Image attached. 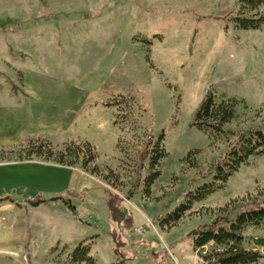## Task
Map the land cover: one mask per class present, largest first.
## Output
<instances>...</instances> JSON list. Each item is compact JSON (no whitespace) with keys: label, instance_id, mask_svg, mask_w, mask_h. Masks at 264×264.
<instances>
[{"label":"rangeland","instance_id":"obj_1","mask_svg":"<svg viewBox=\"0 0 264 264\" xmlns=\"http://www.w3.org/2000/svg\"><path fill=\"white\" fill-rule=\"evenodd\" d=\"M242 14L263 15L264 5L251 11L240 0H0V164L40 163L0 168L1 181L34 193L0 204V264H64L94 236L95 264H207L190 233L230 212L233 202L257 196L264 155L175 226L161 227L158 218L202 184L200 176L227 148L225 138L212 143L191 126L208 92L244 102L226 127L230 142L264 123V28H237L234 18ZM162 133L167 156L151 195L143 186L131 193L139 155ZM40 142L54 151L89 143L96 158L71 167L26 160L25 148ZM109 194L130 229L111 213ZM39 198L45 202L38 206L27 200ZM112 233L124 243L118 255ZM244 237L246 249L264 255L255 244L264 228Z\"/></svg>","mask_w":264,"mask_h":264},{"label":"trees","instance_id":"obj_2","mask_svg":"<svg viewBox=\"0 0 264 264\" xmlns=\"http://www.w3.org/2000/svg\"><path fill=\"white\" fill-rule=\"evenodd\" d=\"M244 8L251 11L258 10L264 5V0H240ZM237 28L241 30H261L264 28V14L249 16L242 14L234 18ZM244 102L237 98L222 96L219 99L212 92H208L201 103L192 122V127L202 131L208 136L212 143L220 139L227 140V148L210 166L205 175L200 176L202 184L194 183L193 189H189L182 196L180 203L171 211L159 216L158 221L161 227H173L185 214L190 211L193 204L201 202L215 191L224 188L228 180L237 172L240 167L249 162L251 158L264 155V123L255 128L241 131L236 139L230 142L229 131L226 127L231 124L237 115V110ZM164 134L162 133L156 141L150 139L145 145L143 152L139 155V164L136 166V182L133 186L134 193L137 188L143 186L144 193L151 195V189L155 181L160 177V166L162 160L167 156L163 146ZM25 159L33 160V157L53 160L62 166H73L81 163L83 166L95 160L93 148L89 143L84 145L69 144L61 151H54L49 143L40 142L25 148ZM22 153V152H21ZM196 154L191 151L185 161ZM19 154V159H21ZM148 164V169L143 172ZM192 166H196L192 162ZM111 213L119 215L123 227H128L129 219L127 214L121 211L115 198L107 195ZM61 199L62 197L55 198ZM34 206L45 201L41 198L29 200ZM231 212V213H230ZM230 212L225 209L223 214L216 217L211 223L193 230L189 237L193 241L194 251L198 252L207 264H263L264 255L257 249L245 248L244 233L248 229L264 228V188L257 196H250L241 202H233ZM233 212V213H232ZM119 213V214H118ZM233 214V215H230ZM117 217V216H116ZM114 220H117V218ZM116 245V254H120L124 246L121 235L111 234ZM94 236L80 242L68 256L64 264H95L91 256L94 245ZM255 244L264 249V238L256 239ZM205 248H210L205 251Z\"/></svg>","mask_w":264,"mask_h":264},{"label":"crops","instance_id":"obj_3","mask_svg":"<svg viewBox=\"0 0 264 264\" xmlns=\"http://www.w3.org/2000/svg\"><path fill=\"white\" fill-rule=\"evenodd\" d=\"M30 165V164H40V163H18V164H11V165H5L0 164V168L7 167V168H18L19 165ZM33 191L28 192L22 190L20 185H12L11 183H7L6 181L0 180V204H3L5 202H15L18 203V199H26L29 197H33ZM29 201V199H27ZM26 200V201H27Z\"/></svg>","mask_w":264,"mask_h":264}]
</instances>
